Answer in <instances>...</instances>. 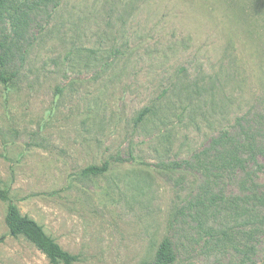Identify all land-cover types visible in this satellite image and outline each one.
Wrapping results in <instances>:
<instances>
[{"label": "rangeland", "instance_id": "1", "mask_svg": "<svg viewBox=\"0 0 264 264\" xmlns=\"http://www.w3.org/2000/svg\"><path fill=\"white\" fill-rule=\"evenodd\" d=\"M0 73V192L72 264H264V0H35ZM1 195L0 264H52Z\"/></svg>", "mask_w": 264, "mask_h": 264}, {"label": "trees", "instance_id": "2", "mask_svg": "<svg viewBox=\"0 0 264 264\" xmlns=\"http://www.w3.org/2000/svg\"><path fill=\"white\" fill-rule=\"evenodd\" d=\"M35 0H0V14L4 10L11 8H26L31 2ZM41 2V0H40ZM38 6V3L34 7ZM13 74L0 73V80L7 84L12 80ZM149 107H145L139 115L136 121H142L149 113H151ZM108 169V163L104 162L101 165H89L82 170L83 174H102ZM1 196L7 200V211L5 215V224L8 229V233L11 236L17 237L19 235H26L32 241H34L38 247L46 254L52 264H72L77 260V256L70 254L63 250L58 243L50 236L45 233L43 227L38 224L32 218L26 215H22L18 210L13 200L8 195V190H5ZM256 199L264 203V192L260 195H256ZM3 237H0L2 241ZM174 255L171 251L170 242L168 239H164L157 251L156 262L159 264H167L172 262ZM141 264H150L149 262H143Z\"/></svg>", "mask_w": 264, "mask_h": 264}]
</instances>
